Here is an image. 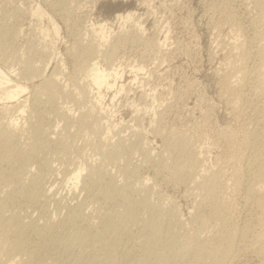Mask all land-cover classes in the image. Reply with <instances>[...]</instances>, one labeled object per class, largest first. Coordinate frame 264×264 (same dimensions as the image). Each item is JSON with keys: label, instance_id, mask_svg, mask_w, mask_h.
<instances>
[{"label": "rangeland", "instance_id": "1", "mask_svg": "<svg viewBox=\"0 0 264 264\" xmlns=\"http://www.w3.org/2000/svg\"><path fill=\"white\" fill-rule=\"evenodd\" d=\"M0 70V264H264V0H0Z\"/></svg>", "mask_w": 264, "mask_h": 264}, {"label": "bare ground", "instance_id": "2", "mask_svg": "<svg viewBox=\"0 0 264 264\" xmlns=\"http://www.w3.org/2000/svg\"><path fill=\"white\" fill-rule=\"evenodd\" d=\"M131 16L129 14L125 15V16H119L117 17V20H130ZM137 25L139 26L140 24L137 23ZM106 24L105 23H99L96 26V30L98 32V34H100L99 36H101V39H106L109 35V31H107V28H105ZM53 30L55 32H57V27L53 24ZM111 31V30H110ZM111 33V32H110ZM140 70V69H137ZM135 75V73H134ZM122 77V73H119L117 70H113V71H108L106 68L102 67L101 65H95L90 69L89 72V78L90 81L92 83V85L96 88V91H99L103 86H106L108 89L111 88H116V92H120L123 90V85L120 83V85L118 86V79H120ZM240 77V76H239ZM238 77V78H239ZM11 80L9 78H6V75L3 74V72L0 70V100H16L19 98L20 94L23 93V91H25L26 86L23 84H19V83H14V84H10ZM123 92V91H122ZM17 101V100H16ZM22 102V101H20ZM263 102V101H262ZM16 103V102H15ZM23 104V103H22ZM19 104L15 105L18 106L16 107L17 111L22 115L23 112L25 111L23 109L24 105ZM264 104V103H263ZM134 106V104H133ZM264 106V105H262ZM15 109V110H16ZM138 110V109H137ZM136 110V111H137ZM16 112V113H18ZM133 112V111H132ZM25 113V112H24ZM137 113V112H136ZM262 113V112H261ZM264 114V113H263ZM19 115V114H18ZM262 115V114H261ZM263 119V118H262ZM260 120V118H259ZM258 120V121H259ZM260 122V121H259ZM261 128V127H260ZM264 128V127H263ZM263 130V129H262ZM264 133V132H263ZM262 134V133H261ZM262 146V145H261ZM264 147V146H263ZM264 150V149H263ZM255 155V154H254ZM260 157V156H258ZM254 158V157H253ZM257 158V156H256ZM255 159V158H254ZM264 164V163H263ZM261 167V166H260ZM263 167V166H262ZM81 172L82 169L81 168H77L72 172V176H71V180H72V188L75 189L77 187L78 182L81 179ZM70 180V178H69ZM263 187V188H261ZM52 188V187H51ZM258 188V187H257ZM260 188L262 189V191H264V185L260 186ZM71 191V190H70ZM57 192V191H56ZM73 192V191H72ZM261 192V191H260ZM53 194V193H52ZM51 197V196H50ZM54 197V196H53ZM57 197V196H56ZM56 199V198H55Z\"/></svg>", "mask_w": 264, "mask_h": 264}]
</instances>
